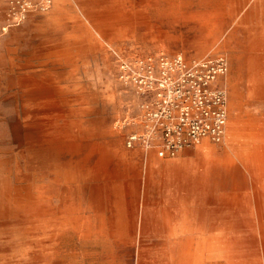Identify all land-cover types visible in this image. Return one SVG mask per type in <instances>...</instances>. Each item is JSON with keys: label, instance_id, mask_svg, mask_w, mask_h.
Wrapping results in <instances>:
<instances>
[{"label": "rangeland", "instance_id": "rangeland-1", "mask_svg": "<svg viewBox=\"0 0 264 264\" xmlns=\"http://www.w3.org/2000/svg\"><path fill=\"white\" fill-rule=\"evenodd\" d=\"M160 53L227 57L207 158L126 144L121 63ZM0 198V264H264V0H0Z\"/></svg>", "mask_w": 264, "mask_h": 264}, {"label": "built area", "instance_id": "built-area-1", "mask_svg": "<svg viewBox=\"0 0 264 264\" xmlns=\"http://www.w3.org/2000/svg\"><path fill=\"white\" fill-rule=\"evenodd\" d=\"M227 71L222 54L186 59L160 53L122 62L121 78L133 87L138 110L123 119L130 128L127 146L172 158L204 138L221 141L229 116Z\"/></svg>", "mask_w": 264, "mask_h": 264}, {"label": "crops", "instance_id": "crops-1", "mask_svg": "<svg viewBox=\"0 0 264 264\" xmlns=\"http://www.w3.org/2000/svg\"><path fill=\"white\" fill-rule=\"evenodd\" d=\"M231 132L233 133L234 129L231 130ZM204 139H206V140L201 141V143L196 148L193 149V152L195 153L196 149H197V152L200 156H204V158H207V157H209L210 154H212L216 150V146L209 144L208 143L209 139H207V138H204ZM243 147L244 146L242 144H239V142L235 146L232 143L229 145L230 149H238V151H240V152L241 151L245 152L246 149L244 150ZM184 152H186V151H184ZM152 156L157 157L155 155L154 151H149V152H147V154L145 153L144 160H146L147 157L151 158ZM157 158H159V157H157ZM161 159H171V158H161ZM186 160H190V159H186L185 157L180 155L174 161H172L170 163H164L162 165H157V166H155V168H156V170L161 171V170H164V169H162L163 166L167 165V167H168V166H171L173 164H178L180 161H186ZM186 165H187L186 163H183L182 168L186 169L187 168ZM164 171H166V170H164ZM166 172H168L170 175H173L174 177H178V179H180V180H182V178H183V179L187 180L190 185H192V182H190V179H191L190 176L192 173H188L189 177H185V176H179L178 174H175V173L173 174L172 172H169V171H166ZM178 206L176 207V209H178ZM180 228H181V226L176 228L175 231L180 230ZM167 262H168L167 264H251L250 261H246L243 259L206 258V257H191V258H183V259H172V260H169ZM246 262H249V263H246Z\"/></svg>", "mask_w": 264, "mask_h": 264}, {"label": "bare ground", "instance_id": "bare-ground-1", "mask_svg": "<svg viewBox=\"0 0 264 264\" xmlns=\"http://www.w3.org/2000/svg\"><path fill=\"white\" fill-rule=\"evenodd\" d=\"M50 2H52V0H50ZM227 122H228V120H227ZM227 122H226V126H227ZM226 126H225V130H226ZM203 140H206V139H202L201 141H203ZM201 141H199L197 144L199 145L200 143H201ZM203 149V148H202ZM209 153V152H208Z\"/></svg>", "mask_w": 264, "mask_h": 264}]
</instances>
